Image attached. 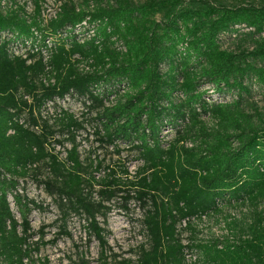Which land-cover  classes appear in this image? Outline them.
I'll return each mask as SVG.
<instances>
[{
    "label": "trees",
    "instance_id": "trees-1",
    "mask_svg": "<svg viewBox=\"0 0 264 264\" xmlns=\"http://www.w3.org/2000/svg\"><path fill=\"white\" fill-rule=\"evenodd\" d=\"M56 1L45 18L43 0H0V264H36L40 244L55 241H32L29 214L43 207L24 193L27 178L59 208L67 201L63 216L83 215L101 247L102 202H137L146 242L120 264H264V111L251 100L253 87L264 91V0ZM205 84L233 96L209 101ZM85 126L140 165L95 178L102 162L84 165L78 151ZM232 206L252 220L227 222ZM203 217L230 232L198 237Z\"/></svg>",
    "mask_w": 264,
    "mask_h": 264
},
{
    "label": "rangeland",
    "instance_id": "rangeland-1",
    "mask_svg": "<svg viewBox=\"0 0 264 264\" xmlns=\"http://www.w3.org/2000/svg\"><path fill=\"white\" fill-rule=\"evenodd\" d=\"M28 1V0H26ZM135 2H141L143 0H133ZM229 5L239 4H260L261 0H216ZM59 1L56 0H43L42 13L43 17L48 18L54 14L57 9ZM27 10L32 11L33 7L30 2L26 3ZM228 35L224 36V47L234 48L236 41L227 40ZM202 89L206 90V99L209 101L220 99L222 101H228L233 95H226L219 97L218 94L212 93V87L209 84L202 86ZM254 93L251 96V100L259 107L261 111H264V91L258 90L256 87L252 89ZM65 104H68L65 102ZM252 107L248 110L252 111ZM75 117L81 118L80 112L83 110L78 109L75 106L70 108ZM79 113V114H78ZM44 116L48 117L51 114L50 111L44 112ZM52 114L50 122H57ZM58 117V116H57ZM208 124L211 121L205 118ZM85 131L78 133L76 140L80 142L78 151L80 157L83 160L84 165L92 163L91 168L95 166L97 162H102L103 168L99 172L95 173V178L101 179L106 176L108 171L105 167H116L119 164L127 167L128 171L132 174L137 166L140 165V161L136 157V152L129 149L126 145H121V152L116 153L112 147H106L100 145L94 135L93 130L89 126H85ZM167 131H162L165 134ZM67 135L57 136L59 139L66 138ZM88 139V140H85ZM66 148H70L69 144H64ZM60 151H64L63 148H57ZM64 154V153H63ZM90 172V171H89ZM49 171L44 167H41L38 173V179H46L49 176ZM23 191L28 197L34 199L37 203H40L43 209H32L29 214V222L33 232V242H50L53 243L46 245L40 244L39 250L34 254L33 258L37 260L36 264H120L127 259H135L137 256V248L139 244L145 243L146 238L142 231L141 219L143 217L142 210L138 207L137 202L130 200L125 207H122L124 203L121 199H114L112 201L104 200L102 204L106 207L104 210L105 215H98L97 221L99 226L105 229L106 246L101 247L97 240L93 237H89L86 225L87 219L83 215H77L73 212L63 216V212L67 210L68 203H64L62 208L57 206V201L53 197L46 194L43 187L32 178H27L23 183ZM92 198L98 201L100 197L97 195V190L100 188L97 185L93 186ZM250 207L247 206H235L225 208V214L229 217L227 222L233 219L250 222ZM258 210L264 211V201H260L258 204ZM17 216V215H16ZM223 218V216L221 217ZM215 221V219H202V222H197L196 228H198L201 234L198 237L208 238H221L230 232L227 225L223 220ZM18 220L20 217L18 215ZM65 224V229L68 234H59L58 231L61 228V224ZM243 225V223H242ZM43 238H41V234ZM187 235H190L189 233ZM103 255V258L100 256Z\"/></svg>",
    "mask_w": 264,
    "mask_h": 264
},
{
    "label": "built area",
    "instance_id": "built-area-1",
    "mask_svg": "<svg viewBox=\"0 0 264 264\" xmlns=\"http://www.w3.org/2000/svg\"><path fill=\"white\" fill-rule=\"evenodd\" d=\"M61 103V106L65 109V110H67V108H66V104H65V102H60ZM49 109V111L52 113V109L51 108H48ZM71 111V110H70ZM187 261H189L190 259H192V257H189V255H187Z\"/></svg>",
    "mask_w": 264,
    "mask_h": 264
}]
</instances>
